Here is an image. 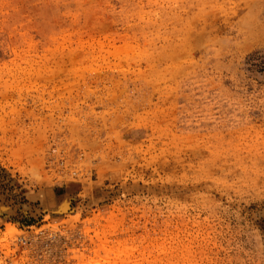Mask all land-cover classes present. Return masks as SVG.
I'll return each instance as SVG.
<instances>
[{
	"label": "rangeland",
	"instance_id": "obj_1",
	"mask_svg": "<svg viewBox=\"0 0 264 264\" xmlns=\"http://www.w3.org/2000/svg\"><path fill=\"white\" fill-rule=\"evenodd\" d=\"M214 2L11 0L0 264H264V0Z\"/></svg>",
	"mask_w": 264,
	"mask_h": 264
},
{
	"label": "clouds",
	"instance_id": "obj_2",
	"mask_svg": "<svg viewBox=\"0 0 264 264\" xmlns=\"http://www.w3.org/2000/svg\"><path fill=\"white\" fill-rule=\"evenodd\" d=\"M206 3L210 4L213 9L218 8V7H222V5L214 2V0H206ZM10 6H11V0H0V14H5L9 10ZM176 47H179V45H176ZM172 67L173 66L170 64L166 68L159 69L157 71H153L152 69H147V70H145L144 75L146 78H148L150 80L151 79L162 80L168 75V71ZM245 137L252 141L253 146H255L257 144L264 145V131H256L254 129H250L245 134ZM165 150H167V149H165ZM9 151H11L12 154L15 156L18 154L19 149H9ZM30 151H31V154H34L37 159H40L39 154L42 151V146H41L39 140L33 142L30 145ZM3 152H4L3 146H0V155H2ZM207 198L209 200H212L214 198L211 192H208ZM209 206H211V205L209 204ZM136 211L141 212V215L144 217L145 226H148V225H151L153 227L156 226V223H157L156 216H158L159 213L150 215L149 213L151 210L141 211V209H136ZM162 223L165 227L171 226L170 220H165ZM176 264H181V262H176ZM186 264H198V262L187 261Z\"/></svg>",
	"mask_w": 264,
	"mask_h": 264
},
{
	"label": "bare ground",
	"instance_id": "obj_3",
	"mask_svg": "<svg viewBox=\"0 0 264 264\" xmlns=\"http://www.w3.org/2000/svg\"><path fill=\"white\" fill-rule=\"evenodd\" d=\"M24 44L26 43V42H23ZM69 208V203H68V201H65L64 203H62L61 204V206H60V211L62 212V211H64V210H67ZM9 229H11V234H19L20 233V231H18V229H16L15 227H11V228H9ZM10 231V230H9ZM8 233H10V232H8ZM5 239V238H4ZM3 239V240H4ZM100 251L101 250H99V249H97L96 250V253H95V256L97 255V257H100ZM111 254H112V252H105V257H106V259H109L110 257H111ZM84 256V255H83ZM97 257L95 258H91V259H88L89 261H85L86 260V258H85V260H84V258H83V260H82V257L80 258L81 259V262H79L80 264L83 262V264H99V261H98V259H97ZM122 256H121V254H119V256H118V258H121ZM122 262L124 263V260H122ZM116 264V263H115Z\"/></svg>",
	"mask_w": 264,
	"mask_h": 264
}]
</instances>
